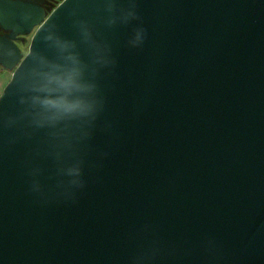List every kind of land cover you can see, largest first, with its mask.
Masks as SVG:
<instances>
[{
    "label": "water",
    "instance_id": "95a60500",
    "mask_svg": "<svg viewBox=\"0 0 264 264\" xmlns=\"http://www.w3.org/2000/svg\"><path fill=\"white\" fill-rule=\"evenodd\" d=\"M0 26V264H264V0H0Z\"/></svg>",
    "mask_w": 264,
    "mask_h": 264
},
{
    "label": "flooded vegetation",
    "instance_id": "af4514ba",
    "mask_svg": "<svg viewBox=\"0 0 264 264\" xmlns=\"http://www.w3.org/2000/svg\"><path fill=\"white\" fill-rule=\"evenodd\" d=\"M13 1H20V2H23L26 4L39 6L44 10L45 16L48 17L65 0H13ZM0 34L1 35H7V34H9V31L3 30L0 26ZM33 34H34V32L31 34H28V35H30V40H31ZM28 35L19 36L17 41H16V44L22 49L23 52H24V50H23L24 45H26V42H27V36ZM29 45H30V41H29L27 47H29Z\"/></svg>",
    "mask_w": 264,
    "mask_h": 264
},
{
    "label": "crops",
    "instance_id": "0c3cea01",
    "mask_svg": "<svg viewBox=\"0 0 264 264\" xmlns=\"http://www.w3.org/2000/svg\"><path fill=\"white\" fill-rule=\"evenodd\" d=\"M12 78V72L0 66V97Z\"/></svg>",
    "mask_w": 264,
    "mask_h": 264
},
{
    "label": "rangeland",
    "instance_id": "374dc122",
    "mask_svg": "<svg viewBox=\"0 0 264 264\" xmlns=\"http://www.w3.org/2000/svg\"><path fill=\"white\" fill-rule=\"evenodd\" d=\"M31 39H32V38H31ZM29 41H30V43H31L30 35L27 36V42H26V45H24V49H23V50H24V55L27 53V51H28V49H29V47H27ZM29 46H30V45H29Z\"/></svg>",
    "mask_w": 264,
    "mask_h": 264
}]
</instances>
